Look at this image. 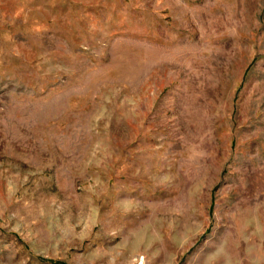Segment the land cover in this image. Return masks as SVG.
<instances>
[{
	"label": "rangeland",
	"instance_id": "obj_1",
	"mask_svg": "<svg viewBox=\"0 0 264 264\" xmlns=\"http://www.w3.org/2000/svg\"><path fill=\"white\" fill-rule=\"evenodd\" d=\"M0 264H264V0H0Z\"/></svg>",
	"mask_w": 264,
	"mask_h": 264
}]
</instances>
